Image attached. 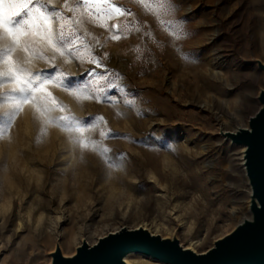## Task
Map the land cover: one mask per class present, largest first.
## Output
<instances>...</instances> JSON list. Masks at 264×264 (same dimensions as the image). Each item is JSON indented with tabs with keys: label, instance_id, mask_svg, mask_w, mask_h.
I'll return each instance as SVG.
<instances>
[{
	"label": "rangeland",
	"instance_id": "obj_1",
	"mask_svg": "<svg viewBox=\"0 0 264 264\" xmlns=\"http://www.w3.org/2000/svg\"><path fill=\"white\" fill-rule=\"evenodd\" d=\"M82 2L67 0L70 7ZM109 2L130 14L107 19V28L85 17L78 34L94 55L107 54V75L122 91L109 90L112 103L103 97L78 102L62 88L49 87L67 109L53 115L88 122L92 130L86 135L109 152L74 146L62 127L44 125L33 107L24 106L0 138V264H48L59 248L69 255L123 228H144L204 254L254 216L242 144L225 132L249 128L262 106L264 0H175L172 17L161 12L163 0ZM40 3L73 16L65 0ZM176 17L189 33L180 40L167 27ZM121 25L128 28L121 31ZM84 45L83 62L57 54V74L89 84L95 79L89 70L105 71L88 63ZM46 55H53L51 49ZM28 67L53 71L43 60ZM8 88L0 87V93ZM131 259L166 264L141 252Z\"/></svg>",
	"mask_w": 264,
	"mask_h": 264
},
{
	"label": "snow or ice",
	"instance_id": "obj_2",
	"mask_svg": "<svg viewBox=\"0 0 264 264\" xmlns=\"http://www.w3.org/2000/svg\"><path fill=\"white\" fill-rule=\"evenodd\" d=\"M63 7L73 13L71 18L66 17L61 11H48L40 0H0V87L5 84L9 86L6 92L0 93V108L3 109L0 112V138L8 133L24 106L30 105L44 125L58 124L62 127L74 146L81 149L91 147L107 155L109 149L86 135L92 130L88 122L70 114L53 115L57 111L64 113L67 109L57 100L49 87L62 88L78 102L91 99L101 102L103 97V102L112 103L113 97L108 94L109 90H115L118 94L122 88L119 84L113 83L107 75L109 70L104 65L107 54L100 57L94 55V50L84 45V40L78 33L85 17L88 23L107 28L105 23L107 19H112L117 14L127 16L130 13L110 3L109 0H83L76 7H70L65 0ZM143 7L150 13L155 11L150 3H145ZM160 10L164 15L172 17L175 0H163ZM160 22L162 25L165 24L163 20ZM184 24L183 18L178 17L167 23V27L172 30L173 40H180L189 35L184 29ZM117 27L113 25V29ZM119 27L123 31L128 25ZM84 35L90 36L91 33L85 30ZM111 38L118 40L120 36L113 35ZM92 39L96 40V37ZM81 45L88 51V63L94 64L96 69L105 68L103 73L89 70L91 76L95 78L89 84H79L74 79L65 77L63 71L58 74L55 71L57 54L66 62L68 57H75L83 62L84 57L80 54ZM46 49H51L53 53L51 57L46 55ZM185 59L191 63L196 62L188 54L185 55ZM33 60H43L53 71L33 72L28 67ZM101 82H106V87H99ZM126 104L136 107L134 100H127ZM98 122L102 123L103 117H99ZM105 135L121 136L118 133L101 132V137ZM167 150L175 151L172 144L167 145ZM109 167L116 165L110 163Z\"/></svg>",
	"mask_w": 264,
	"mask_h": 264
},
{
	"label": "water",
	"instance_id": "obj_3",
	"mask_svg": "<svg viewBox=\"0 0 264 264\" xmlns=\"http://www.w3.org/2000/svg\"><path fill=\"white\" fill-rule=\"evenodd\" d=\"M260 102L262 106L251 117L249 128L230 134L234 142L247 147V175L252 196L258 202L251 221L237 226L204 254L185 250L177 241L162 239L144 228H123L93 245L81 244L72 258H64L57 250L52 264H124L121 258L130 251L146 253L169 264H264V92Z\"/></svg>",
	"mask_w": 264,
	"mask_h": 264
},
{
	"label": "bare ground",
	"instance_id": "obj_4",
	"mask_svg": "<svg viewBox=\"0 0 264 264\" xmlns=\"http://www.w3.org/2000/svg\"><path fill=\"white\" fill-rule=\"evenodd\" d=\"M241 129H245V127H242V126L239 125L238 128H237L236 130H233V131H226V132H225V135H227L229 138H231V140H233L232 137L230 136V134H235V135H236L239 131H241ZM246 152H247V147H246L245 145H242V151H241V160H242L241 166H242V174H243V176H244L246 182H247L248 185H249V187H248V189H249V194H250V196H252V194H253V189H252V186H251V184H250L249 177H248V175H247V153H246ZM255 202H256V205L258 206V202H257V200H255ZM251 220H252V217H250V218H248V219H244L239 225L244 224L246 221H251ZM239 225H238V226H239ZM115 232H117V231L110 232V233H115ZM151 233L153 234V232H151ZM100 238H102V237H100ZM80 245H81V244H80ZM80 245H78L77 248H78ZM89 245H90V244H89ZM66 247H67L68 249L71 248L70 245H69V243L66 245ZM77 248H76L74 251H72L69 255H68L67 253L64 252V249H63V248H59V250L61 251L62 256H63L64 258H67V257L72 258V257H74V256L76 255V253H77ZM186 249H188V250H193L192 248H189V247L186 248ZM133 255H135V252H134V251H130V252L124 254V255L122 256V258H121L122 262H123L124 264H134L133 261H132V259H131ZM52 263H53V260L50 261L48 264H52ZM166 264H169V263H166Z\"/></svg>",
	"mask_w": 264,
	"mask_h": 264
}]
</instances>
